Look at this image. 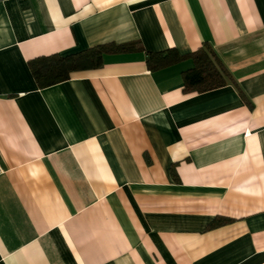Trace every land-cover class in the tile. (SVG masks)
<instances>
[{"label":"crops","instance_id":"1","mask_svg":"<svg viewBox=\"0 0 264 264\" xmlns=\"http://www.w3.org/2000/svg\"><path fill=\"white\" fill-rule=\"evenodd\" d=\"M132 41L45 88L29 67ZM204 43L225 86L148 68ZM0 264H264V0H0Z\"/></svg>","mask_w":264,"mask_h":264},{"label":"trees","instance_id":"2","mask_svg":"<svg viewBox=\"0 0 264 264\" xmlns=\"http://www.w3.org/2000/svg\"><path fill=\"white\" fill-rule=\"evenodd\" d=\"M140 50H143V47L137 41L98 44L66 55L38 56L29 60V67L39 88H45L69 79L74 71L100 67L106 54ZM145 53L151 71L190 59L193 66L182 73L184 88L187 91L205 92L225 86L231 81V74L212 46L207 43L187 54H180L175 47ZM227 221L228 219L224 218L215 220L213 226Z\"/></svg>","mask_w":264,"mask_h":264}]
</instances>
